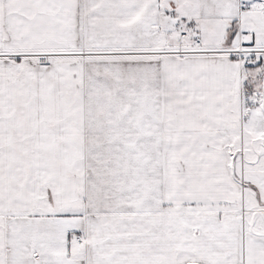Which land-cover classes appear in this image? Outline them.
<instances>
[{"label":"snow or ice","instance_id":"1","mask_svg":"<svg viewBox=\"0 0 264 264\" xmlns=\"http://www.w3.org/2000/svg\"><path fill=\"white\" fill-rule=\"evenodd\" d=\"M0 264H264V0H0Z\"/></svg>","mask_w":264,"mask_h":264}]
</instances>
